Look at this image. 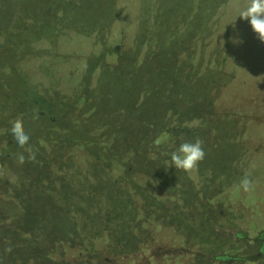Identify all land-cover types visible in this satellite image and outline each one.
Here are the masks:
<instances>
[{
  "label": "trees",
  "instance_id": "trees-1",
  "mask_svg": "<svg viewBox=\"0 0 264 264\" xmlns=\"http://www.w3.org/2000/svg\"><path fill=\"white\" fill-rule=\"evenodd\" d=\"M14 1L0 0V16ZM16 1L25 12L30 5L33 12L45 10L25 14L31 35L42 28L48 37L50 22H64L51 11L64 7L56 1ZM98 1L82 0L84 6L71 8L76 16L64 20L102 31L106 11ZM179 4L168 15L157 6L141 61L119 55L100 67L93 58L83 73H59L66 95H54L26 68L25 55L0 49V112L11 118L0 119V169L6 170L0 264H172L176 256L184 264H250L264 258V223L250 225L261 209L237 225L238 208L214 204L224 192L227 199L263 198L254 191L264 181V42L246 21L230 16L247 0H183V10ZM30 20L41 27H29ZM14 120L30 135L35 159L13 143ZM197 138L206 156L192 184L188 173L171 168L167 153ZM249 172L256 186L244 192L239 182ZM167 232L186 244L171 247Z\"/></svg>",
  "mask_w": 264,
  "mask_h": 264
},
{
  "label": "rangeland",
  "instance_id": "rangeland-1",
  "mask_svg": "<svg viewBox=\"0 0 264 264\" xmlns=\"http://www.w3.org/2000/svg\"><path fill=\"white\" fill-rule=\"evenodd\" d=\"M52 1H56L64 5V7L61 6L59 8H54L53 6L50 7L54 16L60 18L63 16L64 18L68 19L75 17L77 14L76 9L71 8L76 7L78 3L82 2V0ZM17 3L18 2L15 0L11 8L8 6L6 10V16L5 14L0 16V24L2 22L0 27V49H2L5 45L11 50L12 53L16 55H25L24 57L29 59L27 61L28 64H26V68L28 67L32 71H37L41 75L43 83L46 84L52 91H55L56 94L54 95L59 96L66 95V93L69 91L59 90L57 84L58 74L61 72L71 73L72 75L73 72L83 73L86 69L85 64L87 61H91L93 58H96V64H99L100 67L109 63H113L119 55H136L138 60L141 61L144 58L143 55L147 54L149 51L146 49V45L143 44L148 43V39L151 38L150 34L154 33L151 32V29L149 28H152V26L155 24V21H153V16L157 11V6H162L161 9H165L164 13L166 15H168V13L172 11V8L175 7L173 5L180 3L177 9H181L183 7V0H162L161 3L157 2V0H99V6L103 7V10L106 11L104 15L105 17L99 21L101 22V25H106L104 28H102V31H98L97 29L88 30V28L84 27L78 28V26L74 24L73 21L71 23H67V20H64L62 17V21L64 22L60 23L53 20L49 23L47 30L49 36L47 37L45 34H43L42 28L40 29L39 33L35 35H31L29 31H24L26 27L25 21L27 20L25 18V14L28 17L31 16L30 13H34L33 15H39L44 14L43 11L45 10L41 9L39 11L37 9L35 12H33L31 10H34L36 7H32L30 5V12H25V7L23 9H19V5ZM80 5L84 6L83 3ZM238 8L239 7L230 12L231 18L237 17V13L244 7L240 6V10ZM93 14L94 13H92V15ZM142 15L147 16V19L144 17L145 20H142ZM6 17L8 18L6 19ZM94 18L97 20V14H95ZM179 20L183 19L179 18ZM27 25H29V27L38 28L41 27V22H35L33 20L31 22L30 20L28 21ZM142 25L143 27L145 25L144 32L141 28ZM179 27L180 33L179 36H177V40L180 43L179 46L182 51L184 49L182 36L186 28L184 31H182V23L179 24ZM22 32L23 34L15 37L17 33ZM136 40L137 42L140 41V43H142L141 47L138 48L137 45L134 47ZM196 46L197 55L200 56V42H198ZM0 72L2 73V71ZM5 76L6 75L2 76L4 80L6 78ZM79 81L80 80L77 77L76 82ZM72 86L74 87V90L78 88L76 85ZM92 86L93 84H91V88ZM4 104L6 106L8 105L6 103ZM78 110L79 108L75 111V113ZM0 119L11 118L4 115V113L1 111ZM253 159L258 160L255 157ZM4 169L5 168L3 167L0 169V179L2 180L6 177L4 174L6 170ZM260 169L264 171V165L261 166ZM188 177L192 184L199 181L197 170L188 173ZM262 182L264 181H261L257 184L255 188L256 190L254 191V196H256V198L263 197L262 200L256 199L251 201L247 200L246 198L241 200V195H231V197L227 199L226 197H228V195L224 192L225 196L223 195V197L227 200L218 198L220 196V194H218L214 197V199L216 198V202L214 203L216 204L215 207H231L232 209L238 208V212L243 214V218L241 217L242 219L238 218L235 220L237 225H242V223H246L247 220H250L255 209L259 208L261 209L260 214H263L256 220L252 219L253 222H251L252 224L250 225L253 226L264 223V212H262L264 210V183ZM239 200L241 201L239 202ZM227 201H230V204L227 203ZM238 212L236 214H238ZM243 225L246 226L245 224ZM174 236L175 235H172V233L167 232L169 245L171 247H178L181 243L184 245L186 244L183 239L181 240L180 238H177V236L173 238ZM248 252V254H251L253 253V250H248ZM261 252H264V249ZM173 263L184 264L185 261L176 256L173 257L172 264ZM250 264H264V258L257 259Z\"/></svg>",
  "mask_w": 264,
  "mask_h": 264
},
{
  "label": "clouds",
  "instance_id": "clouds-1",
  "mask_svg": "<svg viewBox=\"0 0 264 264\" xmlns=\"http://www.w3.org/2000/svg\"><path fill=\"white\" fill-rule=\"evenodd\" d=\"M237 17L246 21L250 26L251 31L257 38L264 42V0H247V4L238 13ZM234 40H239L236 38ZM38 114L34 113V118ZM10 134L13 143L24 149L28 155V159H35V153L29 144L31 137L25 131L20 120L11 121ZM206 152L203 146V141L199 138L195 140H182L178 144H174L172 149L167 153L171 168L175 171L179 170L184 173H190L198 169L200 163L205 159ZM20 164L25 162L23 153L18 155ZM256 186V181L252 178L251 173H246L239 182V187L244 192H251Z\"/></svg>",
  "mask_w": 264,
  "mask_h": 264
}]
</instances>
